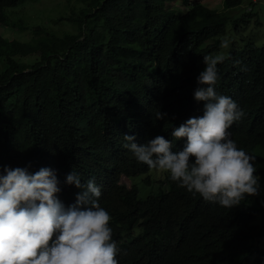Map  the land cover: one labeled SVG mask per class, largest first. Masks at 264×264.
<instances>
[{
	"label": "trees",
	"instance_id": "obj_1",
	"mask_svg": "<svg viewBox=\"0 0 264 264\" xmlns=\"http://www.w3.org/2000/svg\"><path fill=\"white\" fill-rule=\"evenodd\" d=\"M34 1L0 0V174L54 169L65 206L78 191L64 184L71 170L100 182L118 264H264L263 197L231 209L206 202L122 147L125 134L138 144L160 135L179 150L172 127L202 114L192 97L202 57L225 51L215 90L238 94L244 115L228 132L255 157L264 189V43L241 32L260 24L255 4L237 15L241 0H224L225 11L204 0H74L66 21L75 32L10 22ZM7 28L30 37L2 36ZM226 35L235 44L223 50ZM94 142L110 156L104 164L92 160Z\"/></svg>",
	"mask_w": 264,
	"mask_h": 264
},
{
	"label": "clouds",
	"instance_id": "obj_2",
	"mask_svg": "<svg viewBox=\"0 0 264 264\" xmlns=\"http://www.w3.org/2000/svg\"><path fill=\"white\" fill-rule=\"evenodd\" d=\"M230 43L224 38L219 48L227 50ZM225 58V51L202 57L204 66L192 91L193 100L203 102L202 114L172 127L171 136L183 140L179 150L173 151V142L160 135L138 144L134 135L125 134L122 147L186 191L231 209L259 195L261 185L255 157L238 148L228 132L244 115L234 101L238 94L215 90L217 64ZM162 118L158 112L157 119ZM91 155L102 164L110 157L98 142L92 144ZM98 183L81 182L71 170L64 184L78 191L74 202L65 206L57 196L60 181L54 169L29 172L28 166L5 165L0 174V264H118L119 248L109 226L111 217L98 202Z\"/></svg>",
	"mask_w": 264,
	"mask_h": 264
},
{
	"label": "rangeland",
	"instance_id": "obj_3",
	"mask_svg": "<svg viewBox=\"0 0 264 264\" xmlns=\"http://www.w3.org/2000/svg\"><path fill=\"white\" fill-rule=\"evenodd\" d=\"M73 1L74 0H41L39 2H35V1L30 3L27 2L28 4H25L21 9L18 8L11 11L10 22L14 23L16 20H20L22 23L27 21L31 25L46 24L48 25L47 27L51 31H55L59 33L61 31H74V28L71 27V25H69V23L66 21L69 15L71 14ZM204 1H206L210 7L215 8L218 11L226 10L224 5V0H204ZM250 2H252V4H255V10L253 13H256L261 18L260 20L258 19L260 24L258 26L243 28L241 29V32L245 35H250V36L255 35L256 45L258 47H261L264 42V31L261 30L264 27V0H241V5L235 9L236 12L235 14L241 15L245 11V8H250L249 6ZM172 5L173 4H171L170 6ZM178 6L179 5H177V7ZM248 11L249 10H247L246 12ZM1 35L12 37L15 39H22V40H27L30 37L24 32H20L8 28L4 29ZM226 36L225 38L229 37ZM259 36H261V40H260L261 42L257 41V38L259 39ZM230 41H231L230 47H232L235 43L232 40ZM156 173H162V172L152 171L150 174L152 176H155ZM121 182L128 187L131 186V181L127 178H122ZM263 192L264 189L261 190L260 187L259 195L256 196L257 201L261 202L263 200L261 198V197L264 198ZM260 242H261L260 245L264 247V242L262 241V239L260 240ZM250 244H251L250 241L244 242L238 248L231 250L230 253L232 254L233 257L238 258L240 255L243 254V251Z\"/></svg>",
	"mask_w": 264,
	"mask_h": 264
}]
</instances>
